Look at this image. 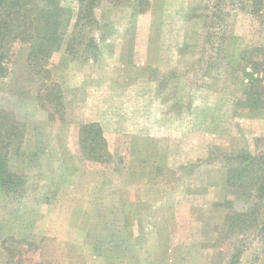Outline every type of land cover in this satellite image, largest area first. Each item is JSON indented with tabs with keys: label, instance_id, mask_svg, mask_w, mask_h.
I'll return each mask as SVG.
<instances>
[{
	"label": "rangeland",
	"instance_id": "1",
	"mask_svg": "<svg viewBox=\"0 0 264 264\" xmlns=\"http://www.w3.org/2000/svg\"><path fill=\"white\" fill-rule=\"evenodd\" d=\"M95 1L83 45L66 51L71 28L47 62L60 111L37 101L29 45L0 77V109L26 122L7 167L23 183L0 180V264H264V203L229 185L246 161L227 159L264 153L243 59L264 47V6ZM83 123L101 129L97 158Z\"/></svg>",
	"mask_w": 264,
	"mask_h": 264
},
{
	"label": "trees",
	"instance_id": "2",
	"mask_svg": "<svg viewBox=\"0 0 264 264\" xmlns=\"http://www.w3.org/2000/svg\"><path fill=\"white\" fill-rule=\"evenodd\" d=\"M82 7L75 14L71 8L62 5L60 0H0V77L10 73V64L18 54L21 45H29V53L26 60L27 73L39 80L36 91L37 101L41 106L47 103L55 112L62 106L63 90L60 84L51 79V69L47 62L57 48L63 44L66 32L72 28L77 34L70 35L66 44V51L75 53L77 46L83 45L86 28L94 24L95 0H76ZM139 0V6L142 5ZM252 11L259 12L264 6V0H250ZM100 2V1H99ZM86 30V32H85ZM75 34L77 36H75ZM93 39L89 38L88 45L92 46ZM23 49V48H22ZM22 49H20L22 51ZM243 59L248 61L251 71L247 73L249 88L247 90L248 102L264 99V47H253L243 51ZM82 149L88 148L89 154L94 158L97 155L96 145L101 140V129L97 123L81 124ZM95 127L97 129H95ZM95 129V136L90 137ZM26 122L12 111L0 109V180L5 186L10 182L12 186H21L20 177L13 179L7 175L10 156L17 157L25 152ZM91 140V143H90ZM95 142V143H94ZM230 161L245 159V165L228 172L230 186L240 184L245 187L246 193L255 188V193H250L252 205L257 208L264 203V153L252 156L242 153L227 157ZM249 196V197H250ZM256 212V211H255Z\"/></svg>",
	"mask_w": 264,
	"mask_h": 264
}]
</instances>
